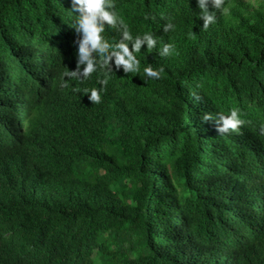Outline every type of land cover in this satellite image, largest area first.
<instances>
[{"label":"trees","instance_id":"16d2710c","mask_svg":"<svg viewBox=\"0 0 264 264\" xmlns=\"http://www.w3.org/2000/svg\"><path fill=\"white\" fill-rule=\"evenodd\" d=\"M113 2L133 35L129 50L143 41L140 71L109 61L107 85L99 73L79 75L47 120L25 122L28 144L16 149L30 151H0V264H264V0H225L227 12L211 0L204 9L198 0ZM70 10L71 0H0L8 146L18 132L6 121L13 96L33 100L31 79L55 65L61 43L77 67L82 36ZM204 11L214 14L206 29ZM102 35L122 39L109 27ZM93 88L99 103L84 92ZM233 109L244 123L221 133Z\"/></svg>","mask_w":264,"mask_h":264},{"label":"clouds","instance_id":"9594fccd","mask_svg":"<svg viewBox=\"0 0 264 264\" xmlns=\"http://www.w3.org/2000/svg\"><path fill=\"white\" fill-rule=\"evenodd\" d=\"M214 8L221 9L227 12L228 9L224 6L225 0H211ZM201 9L205 8V0H198ZM115 5L113 0H71V12L79 13L76 15L74 27L82 38L79 40L78 47V64L76 66L69 65L66 61L67 54L64 50V44L59 45L58 59L55 60V65L46 68L40 66V69L35 73V76L31 79L32 86L36 92L28 91V94L33 98L29 101L23 95L13 96L14 107H8L7 111L12 110L15 113L14 117H10L8 112L6 121L8 119L17 121L16 125L18 132L16 138L13 140L11 146H8L6 142L0 140V151L13 152L20 150L28 152V149H16L18 144H28L24 139V132L27 125L25 122L29 117L38 114V121H45L52 114V108L56 103H61L65 92L71 87L72 79H76L79 75H82L81 81L86 80L94 72L99 73L103 78L99 80V83L107 85L111 77L109 71L105 69L109 66V61H113L115 66L119 68L123 66L125 73L139 72L140 62L136 58V53L139 52L141 43L143 42L139 36L136 37L133 44L132 51L127 46V41L133 40V35L128 30L125 21L120 18L114 10ZM205 20V29L209 23H214V14H209L207 11L202 13ZM119 26V27H118ZM106 27L111 29H117L122 34V39L112 43L109 42L104 35ZM173 27V25H169ZM143 40L147 41L149 49L153 46L154 40L151 35L144 34ZM172 45L164 48L165 53H169L172 49ZM95 52L97 56L93 58L92 53ZM84 65L83 70L79 69L80 65ZM99 68V72L97 69ZM144 74L150 77L159 78L161 73L153 70L151 67H144ZM85 93H90L89 99L93 102L99 103L101 96L98 94V90L85 89ZM208 119V117H205ZM244 121L240 118L239 112L236 109L230 111L229 115L220 116L219 131L221 133H227L229 130L235 132ZM6 122L3 126L5 130ZM54 133L52 139L48 144H51L56 137ZM260 134L264 135V126L260 128ZM31 163L26 162V157L20 158L18 167L21 170L28 169ZM2 179L4 176L10 177V171L2 169ZM3 183V181H2Z\"/></svg>","mask_w":264,"mask_h":264},{"label":"rangeland","instance_id":"374dc122","mask_svg":"<svg viewBox=\"0 0 264 264\" xmlns=\"http://www.w3.org/2000/svg\"><path fill=\"white\" fill-rule=\"evenodd\" d=\"M247 1L254 2L255 0H247Z\"/></svg>","mask_w":264,"mask_h":264}]
</instances>
